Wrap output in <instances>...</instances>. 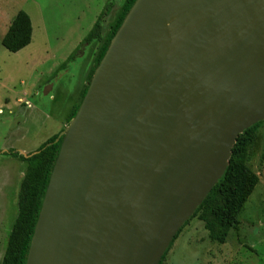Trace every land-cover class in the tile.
<instances>
[{
	"label": "water",
	"instance_id": "water-1",
	"mask_svg": "<svg viewBox=\"0 0 264 264\" xmlns=\"http://www.w3.org/2000/svg\"><path fill=\"white\" fill-rule=\"evenodd\" d=\"M261 122L264 0H137L60 134L26 264H160Z\"/></svg>",
	"mask_w": 264,
	"mask_h": 264
},
{
	"label": "rangeland",
	"instance_id": "rangeland-1",
	"mask_svg": "<svg viewBox=\"0 0 264 264\" xmlns=\"http://www.w3.org/2000/svg\"><path fill=\"white\" fill-rule=\"evenodd\" d=\"M124 2L0 0V264L19 213V194L27 170L23 159L6 152L27 158L71 125L73 107L80 101ZM108 9L101 41L83 47L69 61ZM19 11L29 12L36 32L28 47L11 53L2 46L7 30L3 32L2 27ZM51 88L52 93L45 96ZM246 155L248 167L260 181L238 217V230L230 231L225 244L214 243L197 216L183 228L163 264H264V122Z\"/></svg>",
	"mask_w": 264,
	"mask_h": 264
},
{
	"label": "trees",
	"instance_id": "trees-1",
	"mask_svg": "<svg viewBox=\"0 0 264 264\" xmlns=\"http://www.w3.org/2000/svg\"><path fill=\"white\" fill-rule=\"evenodd\" d=\"M136 1L125 0L122 10L98 55L95 68L88 75V83L83 89L79 103L71 113L70 121L76 117L96 69L100 66L111 41L119 31ZM108 11L109 9L102 13L90 34L69 61H73L83 47L86 48L96 41H101L103 19ZM32 36L33 25L31 17L25 11H19L2 40V46L11 53H18L31 44ZM262 123L250 127L237 139L226 173L189 220L191 221L198 216L199 220L205 223L209 238L214 243L225 244L230 231L238 230V217L260 181L259 177L247 165L246 148L254 141L255 133ZM60 136V134L55 135L36 153L30 154L27 158L14 152H6L8 156L23 159L27 164V170L19 194V213L13 225L2 264L27 263L35 227L65 137L64 135ZM189 221L177 233L160 264L165 262L174 242L178 239Z\"/></svg>",
	"mask_w": 264,
	"mask_h": 264
},
{
	"label": "crops",
	"instance_id": "crops-1",
	"mask_svg": "<svg viewBox=\"0 0 264 264\" xmlns=\"http://www.w3.org/2000/svg\"><path fill=\"white\" fill-rule=\"evenodd\" d=\"M18 13V12H17ZM27 13V12H26ZM28 14H29V12H28ZM16 15L17 14H15V16H13V19L12 20H10V21H6L5 23H4V25H3V27H2V29H3V32L6 30V33L8 32V30H9V27L11 26V24H12V22H13V20H14V18L16 17ZM102 15V14H101ZM100 15V16H101ZM30 17H31V20H32V25H33V36L35 35V32H36V25H35V23H34V21H33V18H32V16L31 15H29ZM99 19V18H98ZM98 21V20H97ZM96 24V23H95ZM95 26V25H94ZM94 28V27H93ZM6 33H5V35H6ZM4 35V36H5ZM3 36V37H4ZM33 36H32V40H33ZM3 40V39H2ZM32 43V42H31ZM9 52V51H8ZM19 53V52H18ZM49 90V91H48ZM47 91H48V93L50 92V93H52V91H53V88H51V89H47ZM50 94H48V95H45V96H49ZM51 98H52V100L54 99V96H51ZM74 108V107H73ZM67 123V120H66V122L64 123V129H65V127H66V124ZM63 129V130H64ZM62 130V131H63Z\"/></svg>",
	"mask_w": 264,
	"mask_h": 264
},
{
	"label": "built area",
	"instance_id": "built-area-1",
	"mask_svg": "<svg viewBox=\"0 0 264 264\" xmlns=\"http://www.w3.org/2000/svg\"><path fill=\"white\" fill-rule=\"evenodd\" d=\"M27 104H29V103H27Z\"/></svg>",
	"mask_w": 264,
	"mask_h": 264
}]
</instances>
